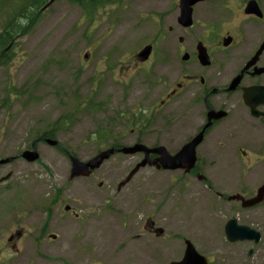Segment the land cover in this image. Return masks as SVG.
<instances>
[{"label":"rangeland","instance_id":"1","mask_svg":"<svg viewBox=\"0 0 264 264\" xmlns=\"http://www.w3.org/2000/svg\"><path fill=\"white\" fill-rule=\"evenodd\" d=\"M0 1L9 8L7 0ZM152 39L154 0L103 6L91 20L77 5L55 0L14 43L10 58L0 65V159L12 158L0 164V179L11 173L0 181V264H169L181 259L184 239L212 259L210 264L256 263L252 257L234 255L245 245L227 242L222 227L230 217L252 224L254 213H264V206L237 213L219 203L204 183L182 177V171L148 166L117 189L140 154H114L90 176L73 179L69 157L55 146L38 142L36 161L21 158L36 136L63 115L71 123L55 128L53 139L82 161L115 140L100 142L93 134L98 129L100 135H125L116 141L132 144L136 134L125 132L119 114L142 106L139 90L148 94L146 88H154V65L148 70L125 66L130 53ZM153 101L154 93L145 104ZM187 133L176 128L170 148L181 145ZM143 141L152 144L154 138ZM219 154L215 149L200 153L213 188L222 190L229 180L225 193L252 194L264 171L224 174L216 165ZM58 188L59 202L46 213L44 207ZM66 204L77 216L63 209ZM148 216L164 228L162 238L142 230ZM43 226L45 234L37 242ZM20 227L25 235L13 251L6 238ZM51 233L55 239L48 237ZM260 247L261 255L264 243Z\"/></svg>","mask_w":264,"mask_h":264},{"label":"flooded vegetation","instance_id":"2","mask_svg":"<svg viewBox=\"0 0 264 264\" xmlns=\"http://www.w3.org/2000/svg\"><path fill=\"white\" fill-rule=\"evenodd\" d=\"M123 3L124 0H120V3L107 6ZM146 47L150 48L149 52L142 54V49ZM127 63L125 67L132 70H148L153 64L154 88L151 92L146 88L148 94L139 90V98H144L140 103L141 107L119 114V118L124 121L125 132L127 129L130 135L136 134L132 144H119L116 141L117 138H125V135L104 132L107 140L115 139L110 140L105 148L114 149L109 158L114 154L131 155L124 154L119 149L137 143L148 148L163 146L169 154H175L200 135L194 148L195 162L191 168L168 170L157 168L155 164L146 166L157 171H182V177L204 183L219 203L228 205V209L237 210V213L254 212L263 207L264 199L257 205L243 207L240 199L230 197H254L257 189L264 184V179L249 195L243 191L225 193L223 190L228 189L231 184L229 180L228 185L223 184L222 190H216L210 184L212 176L205 170L200 153H212L214 149L219 151L217 164L216 161L211 164L220 167L224 174L233 172L234 169L246 172L264 171V0H183V4L181 0H154V39L144 42L138 50L131 52ZM146 86L150 87L149 84ZM153 93V103L146 105ZM176 128L178 131L185 128L188 133L181 145L171 149L169 144L175 136ZM54 134L55 132L50 137L41 132L32 141L35 149L38 142L47 143L46 139H53ZM93 134L94 138L98 136L97 133ZM149 135L154 138L152 144L143 141ZM256 139H260L257 144ZM55 147L70 158L71 154L58 141ZM135 154H140L142 158L144 156L143 152ZM149 155L151 160L159 157L157 153ZM262 178L264 177L260 179ZM122 181L118 183L117 189L129 182L120 185ZM55 190L54 197L44 207L46 213H51V207L59 202L61 189ZM63 209L73 213L67 204ZM73 214L77 216L75 212ZM230 219H234L237 225H245L258 232L259 239L228 240L225 225ZM252 219L254 222L248 225L238 222L236 217H230L222 230L227 242L245 245V249L241 245L234 252L236 257H252L257 264H264L261 261L264 253L260 255L259 252L260 245L264 243V213L256 211ZM141 228L156 239L164 235V228L150 216L146 217ZM43 234L44 226L34 240L40 242ZM24 235L21 227L9 233L6 241L11 250H18L17 246ZM48 237L55 239L56 235L51 233ZM186 240L188 239L183 240L184 250ZM204 257L207 264L212 262V259Z\"/></svg>","mask_w":264,"mask_h":264},{"label":"water","instance_id":"3","mask_svg":"<svg viewBox=\"0 0 264 264\" xmlns=\"http://www.w3.org/2000/svg\"><path fill=\"white\" fill-rule=\"evenodd\" d=\"M183 4V0H181ZM50 3V2H49ZM150 48L146 47L142 49V54H147ZM200 135L197 136L191 143L184 145L179 152L175 154H169L163 146L148 148L143 144L137 143L132 146H123L119 149L124 154H135L137 152H143L144 156L140 162H138L134 168L129 172L124 181L120 185L125 184L130 178L136 173L139 168L146 165H156L157 168L162 167L163 169H178L188 167L191 168L195 162L194 148L199 141ZM46 142L55 146L57 141L54 139H46ZM114 152L113 148L105 149L98 152L92 158L87 161H82L76 156L70 155V178L79 176H88L92 170L98 168L109 156ZM150 153H157L159 155L155 160H151ZM21 157L28 162L36 161L39 157L38 152L35 149L34 142L32 143L31 149L24 150L21 153ZM12 158L0 159V164L11 161ZM11 173H7L5 177L1 178L0 181L7 180ZM231 199H240L243 207H251L259 204L264 199V184L257 189L254 197L244 199L239 195L230 197ZM226 236L230 241L243 240V239H254L257 241L260 234L248 226L237 225L234 219H230L226 225ZM161 232V229H159ZM169 264H207L206 258L197 252L193 244L189 241H185V250L181 260L171 261Z\"/></svg>","mask_w":264,"mask_h":264},{"label":"trees","instance_id":"4","mask_svg":"<svg viewBox=\"0 0 264 264\" xmlns=\"http://www.w3.org/2000/svg\"><path fill=\"white\" fill-rule=\"evenodd\" d=\"M9 4L6 8V3L2 6L0 1V14L4 13L0 25V65L6 63L10 58L11 48L16 41L26 33L30 32L34 25L39 21L45 8L55 0H7ZM72 4L77 5L85 17L88 19L93 18L94 12L98 8L107 6L113 3H120V0H67ZM50 2V3H49ZM71 123L67 116L59 117L50 127L42 133L45 136H53L55 128L58 129L62 125ZM100 130L96 131L99 136L97 139L106 141L107 137L104 132L100 135Z\"/></svg>","mask_w":264,"mask_h":264}]
</instances>
